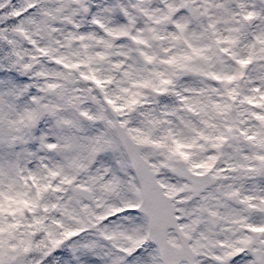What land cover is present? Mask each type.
<instances>
[{"label": "snow or ice", "instance_id": "1", "mask_svg": "<svg viewBox=\"0 0 264 264\" xmlns=\"http://www.w3.org/2000/svg\"><path fill=\"white\" fill-rule=\"evenodd\" d=\"M0 264H264V0H0Z\"/></svg>", "mask_w": 264, "mask_h": 264}]
</instances>
